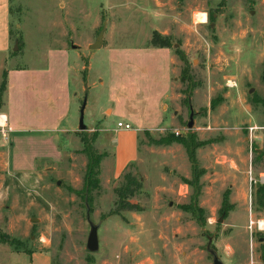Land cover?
Listing matches in <instances>:
<instances>
[{
    "label": "rangeland",
    "instance_id": "rangeland-1",
    "mask_svg": "<svg viewBox=\"0 0 264 264\" xmlns=\"http://www.w3.org/2000/svg\"><path fill=\"white\" fill-rule=\"evenodd\" d=\"M9 3L8 48H2L0 29V86L10 68L46 66L54 47H68L71 65L79 64L70 72L71 111L63 124L67 130L61 135V152L57 153V145H48L44 139L48 133L43 131L26 132L24 137L9 132L1 127L0 115V264H32L34 251L49 252L52 264H102L111 257L110 247L125 245L143 247L142 252L152 248L156 264H179L185 255V264H211L206 250L209 237L224 264H264V226L257 224L264 221V206L255 191L264 184V157L258 156L264 149V0ZM155 9L163 13L162 26L168 32L160 34L173 54L172 85L165 100L171 124L165 120V127L141 132L136 160L123 166L119 162L117 168V157L125 159L135 144L133 129L114 136L89 128L93 114L101 127L117 124L104 113L111 105L108 85L100 81H108L107 47L140 45L151 39L152 25L159 24L149 16ZM104 25L103 48H90ZM84 100L88 130L82 131ZM5 101L6 90L0 111ZM189 106L195 113L191 129L186 127ZM176 131L179 137L192 135L201 143L196 150L198 166L203 168L197 197L200 214L182 208L194 191L183 180L192 175L184 146L157 142L169 133L176 136ZM85 135L97 152L106 153L100 186L91 194L84 192L89 161ZM45 155L51 157L41 159ZM125 173L139 185L133 195L125 196L135 207L114 213L116 189ZM225 190L231 208L224 214L220 209ZM86 199L92 201V220L100 224L97 252L87 249ZM112 215L124 221L108 222ZM124 230L128 235L117 234ZM121 255H113L123 258L121 264L148 257Z\"/></svg>",
    "mask_w": 264,
    "mask_h": 264
},
{
    "label": "crops",
    "instance_id": "crops-1",
    "mask_svg": "<svg viewBox=\"0 0 264 264\" xmlns=\"http://www.w3.org/2000/svg\"><path fill=\"white\" fill-rule=\"evenodd\" d=\"M151 13L153 17L149 16L159 21V24L152 25L150 30L167 34V28L162 26L164 21L162 11L155 9ZM9 17V0H0V29L3 32L5 45L2 48L9 46ZM149 41L150 38L140 45L107 47L108 81L102 78L100 81L108 85V99L111 105L105 109L104 113L107 118L114 117L117 124L118 122L130 123L133 130L119 128L117 124L113 127L111 125L101 127L100 124L95 123L94 114L89 128L112 132L114 136L126 130L133 131L135 144L131 146L126 160L123 157L121 159L117 157V168L119 162L123 166L125 163L131 164L133 160H136L138 137L143 130L151 132L166 126L164 124L167 120L165 100L172 85L173 54L170 47L152 46ZM68 49L66 46L50 49L46 57L48 63L44 67L16 66L6 71V101L0 111V115L5 120V125L1 127H8L9 132L16 133V136H22L26 132L48 133L44 139L52 147L57 145V153L61 152V135L67 130L63 124L71 111L70 72L72 67H76L75 70H77L79 64L71 65ZM167 123L171 124V119H168ZM12 139L14 140L13 137ZM49 157L51 156L45 155L41 159ZM21 162L20 164L24 165V161ZM112 220L116 223H120V220L124 221L119 215H112L107 219L108 222ZM128 233L124 230L117 234L128 235ZM142 250H144L143 247L128 245L115 250L110 247L108 254L111 257L104 260L102 264H121L122 256L125 254H147L148 257L140 258L141 260L135 264H156L150 256L153 253L152 248L147 249L148 252H142ZM117 254H122V259L119 260L113 256ZM186 258L185 255L179 264H185ZM31 263L52 264V257L49 252L34 251L31 253ZM194 264L199 263L194 262Z\"/></svg>",
    "mask_w": 264,
    "mask_h": 264
},
{
    "label": "trees",
    "instance_id": "trees-1",
    "mask_svg": "<svg viewBox=\"0 0 264 264\" xmlns=\"http://www.w3.org/2000/svg\"><path fill=\"white\" fill-rule=\"evenodd\" d=\"M149 44L156 47H170L169 41L163 37H161V34L157 31H153L152 37L149 41ZM7 88V73L6 71L3 74V81L0 86V98L3 95V92ZM149 131L143 130V134H148ZM97 138V133H94L93 140ZM85 147L84 151L88 155V165L85 173V181H84V192L91 194L94 189L99 188L100 186V167L101 162L104 157H106V153H99L94 148L93 145L90 143V140L88 139L87 135L84 136L82 139ZM139 140V137H138ZM180 142L187 153L188 159L191 163V179H183L186 183L191 185L194 189L193 196L191 198V202L187 205H183L182 208L186 211L191 212H198L199 214L202 212V209L198 207L197 205V197L200 193L201 186L199 183V177L203 173V168L198 166L197 158H196V150L201 145V143L194 142V138L192 135H188L187 137H179L178 135H174V133H169L166 137H161L157 142L163 143V144H169L171 142ZM259 157H264V149L258 154ZM125 180L121 186H119L116 190L119 195V200L117 201L116 205L118 206L116 208V211L114 213H119L122 210H131L135 206L131 204L129 201L125 200V196L133 195L137 188L139 187L138 183L135 182V178H133L129 173H125ZM133 184L135 185V189H133ZM256 195L259 200V203L263 204L264 206V184H258L256 188ZM228 195L229 191L225 190L223 193L222 198V206H221V212L227 213L231 205L228 202ZM86 196H88L86 194ZM90 206L92 201H88ZM197 219H200L197 217ZM8 238V237H7ZM10 239V238H9ZM9 239H6L8 242ZM12 242H14L15 239H11ZM263 262H264V251H263Z\"/></svg>",
    "mask_w": 264,
    "mask_h": 264
},
{
    "label": "water",
    "instance_id": "water-1",
    "mask_svg": "<svg viewBox=\"0 0 264 264\" xmlns=\"http://www.w3.org/2000/svg\"><path fill=\"white\" fill-rule=\"evenodd\" d=\"M105 29L106 26L104 25L101 30L99 31L95 41L90 45V48L92 49H99L103 46L104 43V34H105ZM72 47L76 48L78 47L76 44H72ZM17 45L15 47V49H17ZM85 108H86V100L83 101L81 109H80V124H79V130H88V126L85 123ZM189 119L186 123V127L187 129H191L193 126V117H194V111L192 109L191 106H189ZM86 207H87V220L90 224V232L88 235V239H87V249L90 252H97L99 250L100 247V243H99V228H100V224L99 223H95L92 220L91 217V206L88 202V200L86 199ZM37 218H33V221H37ZM206 250L210 253L211 255V264H224L223 261L221 260V258L219 257V255L217 254L216 250L214 248L211 247V238H208V242L206 244Z\"/></svg>",
    "mask_w": 264,
    "mask_h": 264
},
{
    "label": "built area",
    "instance_id": "built-area-1",
    "mask_svg": "<svg viewBox=\"0 0 264 264\" xmlns=\"http://www.w3.org/2000/svg\"><path fill=\"white\" fill-rule=\"evenodd\" d=\"M117 125H118L119 128H124V129H132L133 128L130 123L118 122ZM253 129H254V127H249V130H253ZM175 134L177 135L178 132L176 131ZM262 179H263V182H264V175H263ZM252 223L253 222L251 221V224ZM258 226H259V224H258ZM259 228H260V226H259Z\"/></svg>",
    "mask_w": 264,
    "mask_h": 264
},
{
    "label": "bare ground",
    "instance_id": "bare-ground-1",
    "mask_svg": "<svg viewBox=\"0 0 264 264\" xmlns=\"http://www.w3.org/2000/svg\"><path fill=\"white\" fill-rule=\"evenodd\" d=\"M202 16H204V20H202V21H205V14H202ZM1 121L2 120H0V124H1ZM5 125V120H4V124H3V126ZM258 224H259V226L261 227V228H263V226H264V221H260V222H258Z\"/></svg>",
    "mask_w": 264,
    "mask_h": 264
}]
</instances>
